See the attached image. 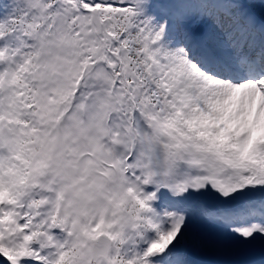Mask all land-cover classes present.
Listing matches in <instances>:
<instances>
[{
  "label": "snow or ice",
  "instance_id": "6c2138e0",
  "mask_svg": "<svg viewBox=\"0 0 264 264\" xmlns=\"http://www.w3.org/2000/svg\"><path fill=\"white\" fill-rule=\"evenodd\" d=\"M0 264H264V0H0Z\"/></svg>",
  "mask_w": 264,
  "mask_h": 264
}]
</instances>
